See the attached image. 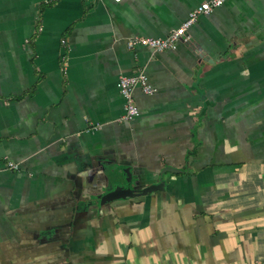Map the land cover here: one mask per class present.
Listing matches in <instances>:
<instances>
[{
	"label": "crops",
	"instance_id": "crops-1",
	"mask_svg": "<svg viewBox=\"0 0 264 264\" xmlns=\"http://www.w3.org/2000/svg\"><path fill=\"white\" fill-rule=\"evenodd\" d=\"M203 1L0 0V264L264 260V0L225 1L175 49L126 43ZM139 69L154 92L119 121Z\"/></svg>",
	"mask_w": 264,
	"mask_h": 264
},
{
	"label": "built area",
	"instance_id": "built-area-1",
	"mask_svg": "<svg viewBox=\"0 0 264 264\" xmlns=\"http://www.w3.org/2000/svg\"><path fill=\"white\" fill-rule=\"evenodd\" d=\"M113 2H120L121 0H112ZM227 0H205L199 3L195 8L189 11L187 19L181 25L173 29L168 35L164 37H146V36H132L126 41L129 48L147 47L154 51H164L175 49L178 42L188 39V29L195 23L200 15H208L214 9L221 6ZM64 43V41H62ZM135 87H139L142 92L152 94L154 92L153 86L150 84L146 73L139 69L131 75H120L117 79V88L123 99V115L118 119L119 121H129L138 115V108L134 102L132 91ZM11 168L16 169L17 165L9 163ZM249 264H264L263 261H254Z\"/></svg>",
	"mask_w": 264,
	"mask_h": 264
},
{
	"label": "water",
	"instance_id": "water-1",
	"mask_svg": "<svg viewBox=\"0 0 264 264\" xmlns=\"http://www.w3.org/2000/svg\"><path fill=\"white\" fill-rule=\"evenodd\" d=\"M165 171H177V169L172 167H165L161 170L160 175ZM164 187V183L160 181L159 183H155L153 185L141 188L139 190H136L135 188H127L122 189L121 191H114L111 196L113 197H132L135 195H145L148 193H151L156 190H161Z\"/></svg>",
	"mask_w": 264,
	"mask_h": 264
},
{
	"label": "rangeland",
	"instance_id": "rangeland-1",
	"mask_svg": "<svg viewBox=\"0 0 264 264\" xmlns=\"http://www.w3.org/2000/svg\"><path fill=\"white\" fill-rule=\"evenodd\" d=\"M176 169V168H175ZM126 174V180L127 181H134L135 180V178H131V179H129L130 177L128 176V173H125Z\"/></svg>",
	"mask_w": 264,
	"mask_h": 264
},
{
	"label": "trees",
	"instance_id": "trees-1",
	"mask_svg": "<svg viewBox=\"0 0 264 264\" xmlns=\"http://www.w3.org/2000/svg\"><path fill=\"white\" fill-rule=\"evenodd\" d=\"M63 41H64V40H63ZM64 43H65V41H64ZM64 43H63V44H64ZM165 172H166V171H165ZM168 172H174V173L177 172V173H179V172H181V170H180V169H177V171H168Z\"/></svg>",
	"mask_w": 264,
	"mask_h": 264
}]
</instances>
